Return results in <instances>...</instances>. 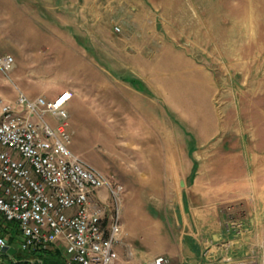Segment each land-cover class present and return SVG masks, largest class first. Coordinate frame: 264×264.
Segmentation results:
<instances>
[{
	"label": "rangeland",
	"instance_id": "1",
	"mask_svg": "<svg viewBox=\"0 0 264 264\" xmlns=\"http://www.w3.org/2000/svg\"><path fill=\"white\" fill-rule=\"evenodd\" d=\"M54 2L60 9L53 12L22 0V15L7 14L5 43L14 61L0 66L3 74L26 94L75 92L66 105L70 150L125 187L119 263L147 264L160 254L179 263L189 247L173 222L175 193L154 187L174 184L165 174L172 158L184 172L192 164L203 172L200 184L239 186L237 177L249 171L242 141L264 156V0ZM45 117L60 123L52 112ZM152 129L161 130V141L166 136L165 164L156 170L147 159ZM230 172L235 180L224 178ZM218 207L222 220L241 222L233 232L248 231L239 199Z\"/></svg>",
	"mask_w": 264,
	"mask_h": 264
},
{
	"label": "built area",
	"instance_id": "2",
	"mask_svg": "<svg viewBox=\"0 0 264 264\" xmlns=\"http://www.w3.org/2000/svg\"><path fill=\"white\" fill-rule=\"evenodd\" d=\"M13 61L2 56L0 66L6 69ZM71 96L68 90L54 98H31L22 90L15 99L0 95V227L1 218L13 222L26 252L4 262L7 250L1 247L9 243L0 235V264H120L116 247L124 232L125 187L70 150ZM49 112L60 121L57 126L46 119ZM230 224L242 225L234 219ZM51 251L60 261H45ZM147 264L174 263L160 254Z\"/></svg>",
	"mask_w": 264,
	"mask_h": 264
},
{
	"label": "crops",
	"instance_id": "3",
	"mask_svg": "<svg viewBox=\"0 0 264 264\" xmlns=\"http://www.w3.org/2000/svg\"><path fill=\"white\" fill-rule=\"evenodd\" d=\"M36 2L37 4H44L53 12L60 9L54 0H36ZM22 7V0L20 2L0 0V42L3 40V43H0V57L8 54L5 43L6 16L7 14L22 15ZM3 71L0 67V95L15 99L19 89L7 82ZM67 90L72 92L68 104L75 96L72 89L64 87L55 93V97ZM27 94L29 96L40 95L39 92L36 95L29 92ZM121 111L123 110H120V118L122 117ZM158 127L160 128L159 125ZM159 131L161 130H151L149 143L154 144L155 148L152 153L147 155L148 164L155 168L154 170L163 168L166 160L165 147L161 146V143L166 142V136L164 134L161 141ZM247 143V141H242L240 155L243 159V165L249 171L242 173L241 177H237L239 186H219L212 179L208 180L205 185L200 184L199 177L203 175V172L195 171L194 164L191 165L189 171L184 172L181 169L183 167L181 162L179 166L175 162L178 159L176 156L172 158V160L174 159L172 161L173 167L165 172L169 175V179L174 180V184L167 183L166 186H154L155 188L162 187L169 194L175 193L176 208L171 212L174 218L173 222L178 225V228L176 227V232H179L180 235L178 241L182 246L189 247L187 256L183 257L181 262H174V264L261 263L264 239V156L262 150L252 149L250 143ZM210 148H214V146ZM160 174H162V170ZM230 175L231 172L224 178L227 179ZM184 178L190 179V186H183L185 184ZM229 179L235 180L234 178ZM160 185H163L162 182ZM227 199H239L242 207L248 209L245 216L246 224L249 225L247 232L238 234L235 233L238 231L236 229L233 232L228 215H225L223 220L220 218L219 203ZM201 233L204 234V237H198ZM0 235H4L13 248L12 251L8 252L7 250L6 259L12 261L26 255V252L22 249L19 251L17 247L18 244L20 245L21 236L13 222L1 218ZM18 252L20 256H17Z\"/></svg>",
	"mask_w": 264,
	"mask_h": 264
},
{
	"label": "trees",
	"instance_id": "4",
	"mask_svg": "<svg viewBox=\"0 0 264 264\" xmlns=\"http://www.w3.org/2000/svg\"><path fill=\"white\" fill-rule=\"evenodd\" d=\"M131 81L136 85V87L143 89L142 86H141V82L139 80L133 79ZM49 253H50V255H49L50 256V261H53V260L54 261H56V260L60 261V258H61L60 254L53 253L52 251L49 252ZM55 254H57V256H55Z\"/></svg>",
	"mask_w": 264,
	"mask_h": 264
},
{
	"label": "bare ground",
	"instance_id": "5",
	"mask_svg": "<svg viewBox=\"0 0 264 264\" xmlns=\"http://www.w3.org/2000/svg\"><path fill=\"white\" fill-rule=\"evenodd\" d=\"M246 21H247V20H246ZM242 22H243V21H242ZM191 78H192V77H191ZM201 81H202V80H201ZM205 84H206V82H205ZM186 85H187V84H186ZM205 87H206V86H205ZM209 88H210V87H209ZM207 89H208V87H207ZM207 91H208V90H207ZM206 94H207V93H206ZM182 96H183V94H182ZM201 96H203V95L201 94ZM205 98H206V97H205ZM189 100H190V99H189ZM186 101H187V100H186ZM207 103H208V102H207ZM147 161H148V160H147ZM151 163H154V162H151ZM136 180H137V179H136ZM141 180H142V179H141ZM145 180H146V179H145ZM138 181H139V180H138ZM138 186H139V185H138ZM139 191H140V190H139ZM142 191H143V190H142ZM144 191H145V190H144ZM144 193H145V192H144ZM140 195H141V194H140ZM142 195H143V194H142ZM143 197H145V195H144ZM137 199H138V198H137ZM133 200H134V199H133ZM138 200H139V199H138ZM142 200L144 201V199H142ZM134 202H137V201L134 200ZM144 203H145V202H144ZM144 203H143V206L145 207V204H144ZM131 204H132V203H131ZM140 204L142 205V203H140ZM133 205H136V204H133ZM141 205H140V206H141ZM131 206H132V205H131ZM130 208H132V207H130ZM134 208H135V207H134ZM135 209H136V208H135ZM137 209H138V208H137ZM144 209H145V208H143V210H144ZM130 210H131V213H132L133 210H132V209H130ZM139 210H140V209H139ZM139 210H136V211L138 212ZM145 210H146V209H145ZM145 210H144V211H145ZM137 212H134V213L136 214ZM140 212H141V211H140ZM140 212H139V214H140ZM143 213H144V212H142V214H143ZM132 214H133V213H132ZM135 214H134V215H135ZM136 215H137V214H136ZM144 216H145V215L142 216L143 219H144ZM134 217H135V216H134ZM139 217H140V216H139ZM147 218H148V217H147ZM140 222H142V221H140Z\"/></svg>",
	"mask_w": 264,
	"mask_h": 264
},
{
	"label": "water",
	"instance_id": "6",
	"mask_svg": "<svg viewBox=\"0 0 264 264\" xmlns=\"http://www.w3.org/2000/svg\"><path fill=\"white\" fill-rule=\"evenodd\" d=\"M1 249L3 250V251H6V250H8V251H12V247L9 245V244H5V245H3L2 247H1Z\"/></svg>",
	"mask_w": 264,
	"mask_h": 264
}]
</instances>
